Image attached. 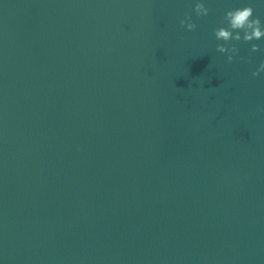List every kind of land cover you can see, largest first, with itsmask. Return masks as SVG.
Wrapping results in <instances>:
<instances>
[{"label":"water","instance_id":"95a60500","mask_svg":"<svg viewBox=\"0 0 264 264\" xmlns=\"http://www.w3.org/2000/svg\"><path fill=\"white\" fill-rule=\"evenodd\" d=\"M201 2L0 0V264H264V39L213 31L264 0Z\"/></svg>","mask_w":264,"mask_h":264},{"label":"clouds","instance_id":"9594fccd","mask_svg":"<svg viewBox=\"0 0 264 264\" xmlns=\"http://www.w3.org/2000/svg\"><path fill=\"white\" fill-rule=\"evenodd\" d=\"M193 12L197 17H205L209 15L210 9L201 0H197ZM180 24L188 31H193L197 27L196 23L192 20L191 14H185V18L180 21ZM222 25L213 30L215 39L225 42L223 44H217L216 51L219 53H227V61L229 63L233 61L239 52L238 47L235 44H231V41L242 40L248 43L253 40L264 39V24H262L259 17H254V9L252 6H244L226 11ZM250 50L251 52L260 51V45L253 43L251 44ZM262 71H264V61L260 63L252 75L258 76ZM260 110L264 111V108Z\"/></svg>","mask_w":264,"mask_h":264}]
</instances>
